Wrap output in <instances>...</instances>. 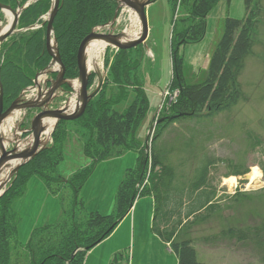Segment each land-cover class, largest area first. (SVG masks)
<instances>
[{
	"label": "rangeland",
	"instance_id": "374dc122",
	"mask_svg": "<svg viewBox=\"0 0 264 264\" xmlns=\"http://www.w3.org/2000/svg\"><path fill=\"white\" fill-rule=\"evenodd\" d=\"M38 1L40 0H26L24 3L17 5L16 8H10L12 13H8L11 14V19L6 12L0 10V33L9 25L10 20V24L13 22V13L17 14V23L14 27V32L8 36L2 44L8 42L10 38L11 40H18L21 36H25L27 40L30 38L32 39L38 33L41 40L40 44L43 45L44 53H46L49 58L48 64L44 68L38 71L34 70V75L30 79L31 84L22 88L16 98H13V100L9 102L8 106L4 105V98H8V94L4 92V81H2L0 77V84L3 91V110H6L18 97L24 102H27V100H34L39 93L42 95L44 92H47L53 82L59 78V74L61 73L57 65H55V68H52V58L49 56L46 49V26L54 0H45L46 7L48 6L47 10L42 15H39L33 23L25 22L23 19L24 17H22V12L34 6ZM138 1L146 2L148 0ZM219 1L220 0H218L215 6ZM151 2L152 3L148 5L151 7L149 13L153 12L158 27L161 25L160 21L162 17L165 13L167 14V16L163 17L164 22L162 23L161 31L157 34L158 37H154V35L152 37L154 43L161 44L163 51H161L159 47H156V44L154 47L152 46L153 43L151 42V38L150 41L146 43L147 37L143 44L127 50H117L107 46V44L101 40H93L102 44L103 50L100 52L95 67L89 68V77L87 81V91L88 94H90L96 89L98 79L101 77L103 80L102 87L105 86L106 82L108 83L107 89H105V87L103 88L104 91H106V95H108L112 93L111 90L114 88V84L109 76V70L114 58H116L119 53L126 51L131 53L132 58L135 54L142 55L143 58L140 60V70L143 76V90L148 97L149 110L135 132V139L138 142L137 146H134L135 148L133 147L132 149L122 150L121 145L117 146L115 143L110 142L111 146H109L113 152L111 157L96 162L95 160H97V158L94 159L93 157L95 156V150H98L97 152L100 151L99 147L92 146L91 151L86 149L89 142L90 126H85L84 123L80 121L85 111L79 119L60 120L54 124L50 137L45 145H41L40 140L44 138L43 128L39 139L40 150L38 153L30 161L22 165L15 175L3 186H0V219H5V225L8 226L5 236L1 235L0 232V254H3L6 258V263L4 264H31L30 258H33L31 254L34 256L33 251L39 257L45 256V253L50 257L56 254L58 248H64V246L69 248L72 247L69 242L73 234L72 225L74 222L80 226L83 232H86L85 224L93 214L99 216H117L121 211H118L116 197L121 184L126 178L133 184V199L131 205L125 209L126 211H124L123 215L130 211L132 205L135 204L137 200L151 198L153 202V224L155 202L154 193L151 190V180L154 176H156L155 179L159 178L161 168L159 165L154 164L151 148H155L154 150H156L157 155L161 157L157 159L161 160L163 168L172 172V179L174 180L173 185L178 192H181L185 207H187V199H185L186 193L193 189V182L198 171L202 167L207 166L204 179L205 185L201 186L198 192L201 190V192H203L205 190V192L212 197L209 203L210 207L207 206V209H202L199 213L195 214V217H190L187 220H182L184 218L182 214L181 223L171 231L172 236H169L167 241H164L157 235L176 255L177 259L178 254L174 246L179 247L184 243L186 246L183 249L188 248L190 253L191 251L193 252L196 264H264L261 262L259 255L261 251L258 252L259 249L257 248L256 242L252 244L251 242L246 243L248 241L238 242L235 238H230L229 235H226L229 230L235 231V235L241 230L258 228L261 223L264 222V0H253L247 11H245L244 5V16L241 19L228 18L231 20L244 19V22L248 17L251 19L250 23H247L245 28H243V24L237 28L235 31V38H237L242 30H246V34L249 35L251 34V28L253 29L251 35H253L254 43L249 55L244 59L243 68L237 79L241 91V97L238 102L227 110L217 111L213 116L184 118L180 121H174V119H172V121H166L165 123H163L164 120L168 119V117L174 118V116H171L169 112L163 113V110H169L170 106L175 104L180 95V91L177 87L172 88V32L175 26H177L176 30L177 28L183 29L187 27L189 22L187 11L189 10L190 3L187 4L188 0H154ZM255 3L256 6L254 5ZM61 5L62 0H58V9L61 8ZM104 5H107L108 10H111L110 19L108 18L106 21L103 19L104 22L95 24L86 35H84V32L83 36L82 34L81 36H77L74 47H67V50H65L66 47L63 48V60L60 57L64 70L62 75L64 80L62 86L63 90H60L61 94L58 97L53 98L52 104H50L48 108L49 110L63 109L72 93H77L78 98H80V82L76 68V58L80 44L89 34L118 35L119 38L117 41L121 44L134 42L140 37V23L138 17L132 10L126 7L120 0H105ZM215 6L212 7L205 17L204 32L200 41L203 40L207 34V18ZM238 6L240 9V0ZM146 8L145 16L148 27ZM160 15H162V17H160ZM167 17L170 19H168V23ZM133 22L135 25L132 26ZM224 26L225 21L224 23L220 22L217 26L215 24L212 26L213 28L211 27L214 30V40H212L208 62L205 67V63H202L203 66L200 65L196 69L192 66L188 67L181 57L183 69L181 77L185 84L200 85L207 82L208 76L206 74L210 63V57L223 36ZM50 38L51 46L57 48V52L60 56L59 44L53 24ZM27 44L32 46L30 42ZM149 44L150 48L156 51L157 58L156 60L154 57L152 59L151 54H149L148 59L150 58L151 60L149 59V61L146 62L144 50L147 49ZM186 44L190 43L178 44L176 48L179 50L181 46ZM33 45L37 47V44ZM1 51L6 52V49L0 48V65ZM84 57L86 64V52H84ZM70 58L73 59L72 69L67 67L69 65L67 61H69ZM150 62L153 63V67ZM18 68L21 67H17V69ZM49 70L51 72L47 73ZM146 77L147 80L145 85L144 79ZM67 84H72L73 88L64 87V85ZM216 86L217 83L214 82V86L210 90L212 91ZM30 88H32V90H30ZM29 92H31V94ZM107 97L108 96H106V99L110 98V96ZM94 98L92 100H94ZM131 100L132 96L130 94L126 101L114 105L113 110L121 114L128 108ZM152 108L156 110L154 113L150 111ZM40 112V110L36 109L15 111L14 113L18 115L13 122V126L10 130H6L5 133L2 130L5 121L2 123L0 135L6 151L12 150L15 144L17 148L20 142L28 141L30 144L28 130L33 118ZM12 114L9 116H12ZM5 128H7L6 125ZM160 128H163L161 136L152 147L153 137ZM57 138H59V143H57ZM94 139L97 140L96 137H94ZM60 148L61 152L58 163L53 164L56 158L52 156L50 150H56L55 155L58 156L57 151L60 150ZM21 151L25 150L19 148L18 152ZM42 152L43 154L40 155ZM129 153L134 154L136 162L132 168H126L125 175L117 186V193L113 201L114 210L108 215H100L96 212L87 211L82 204L83 202L79 196V191L93 175L96 167L106 160L116 159ZM12 161L16 162L15 160ZM42 163L44 164L43 166ZM36 164H38L37 166L39 168L37 171H42V175L45 173L50 176L51 179L53 178L57 181H45L42 176L39 175L40 173L36 172L28 174L31 172V169L33 171V166ZM253 166L257 167L261 173V184L255 189L245 190L244 186L247 183V175L250 172V168ZM3 171L0 178H4L7 174ZM27 171L29 172L27 173ZM83 174L87 177L79 187L77 193H75L74 189L79 185V180L73 185V178L79 175L78 179H81ZM97 175L103 177L100 171L99 174L95 176ZM230 177L236 178V187L229 188L224 182L225 179H229ZM32 179L39 180L55 198L57 204H59L61 211L57 223L41 226L43 214L39 215V218L36 219L39 202L31 205L28 210L24 209L23 215L19 212H17V215L14 212L13 203L25 195L29 182ZM13 188H16V191H13ZM74 196L77 198L75 204H73L75 200ZM40 206L43 207L41 201ZM184 206L182 205V213H185ZM44 209L45 212L49 209H54L53 203H48V206ZM171 218L172 221H176V216H172ZM104 222H106V225H102ZM15 224L17 225V235L14 239L13 227ZM101 225V228L104 227V229H106L108 226L107 221H101ZM34 227L38 228L33 229ZM114 227L115 225L108 228L106 236L96 241L90 248H75L73 255L77 252H84L81 262V264H83L86 253L107 238L113 232ZM18 228L23 238L29 234L28 239L25 238L24 241H21V239L18 238ZM95 230L96 229L92 230V232ZM88 237L89 236L86 237V240L89 239ZM27 245H31V247L29 249L25 248ZM180 250L181 247L178 248V252ZM56 262V260H52V264H56ZM113 262L112 264H115V258Z\"/></svg>",
	"mask_w": 264,
	"mask_h": 264
},
{
	"label": "trees",
	"instance_id": "16d2710c",
	"mask_svg": "<svg viewBox=\"0 0 264 264\" xmlns=\"http://www.w3.org/2000/svg\"><path fill=\"white\" fill-rule=\"evenodd\" d=\"M25 1L26 0H0V4L14 9L17 5ZM217 2L218 0H188L187 4L190 3L189 10L187 11L189 27L187 25V27H182L183 29L177 28V30V26L174 27L171 46L173 70L172 88L177 87L180 91V95L175 104L170 106L169 110H163V113L169 112L174 118L168 117L163 123L172 121V119H174V121H180L184 118L213 116L217 111L231 108L241 97L240 85L237 79L243 68L244 59L249 55L254 43L253 35H251L253 29L251 28V34L249 35L246 34V30H242L237 38H235V31L241 24H243V28H245L247 23L251 21L250 17H248L245 22L244 19L225 20L223 36L210 57V63L206 74L208 76L207 82L200 85H187L181 77L183 73L182 60L176 46L178 44L182 45L200 41L204 32L205 17ZM252 2L253 0H244L245 11L249 9ZM45 3V0H40L34 6L24 10L22 12V17H24L23 19L25 22L33 23L39 15H42L48 8ZM104 3L105 0H62L61 8L58 9L53 22L61 59L63 58V48L66 47L65 50H67V47H74L77 36H81V34L83 36L84 32V35H86L90 32L92 26L104 22L103 19L106 21L110 17L111 10H108V6H105ZM256 3L254 4L255 6ZM34 38L28 40L25 36L19 37L18 40H11L10 38L8 42L0 45L1 49H6V52L1 51L0 65V77L1 80L4 81L3 89L4 92L8 94V98H4L5 106H8L9 102H11L13 98H16L22 88L31 84L30 79L34 75V70H41L48 64L49 58L47 54L44 53L43 45L40 44L41 40L38 33ZM27 41L30 42L32 46H29ZM33 44H37V47H34ZM131 56V53L126 51L119 53V55L114 58L109 70V76L115 89L113 88V90H111L112 93L106 95V91L103 89L104 87L107 89L108 83L106 82L105 86L102 87L94 100L88 103L85 113L80 119L81 123H84L85 126H90L89 142L86 149L91 151L92 146L99 147L100 149L99 152L95 150V156L93 158H97V160H95L96 162L111 157L113 152L110 149V142L115 143L117 146L121 145L122 150L132 149L134 146H137L138 142L135 139V132L149 110L148 97L143 90V76L140 70V60L143 57L139 54H135L133 58ZM72 61V58L67 61L69 63L67 67H70L69 69L73 68ZM17 67L21 68L17 69ZM214 82L217 83V86L211 91L210 89L214 86ZM130 94L132 100L128 108L121 114L115 112L113 106L126 101ZM106 96H110V98L107 97L108 99H106ZM162 129L163 128L158 129L157 134L153 137L152 147L160 138ZM94 137H96L97 140H95ZM57 139V143H59V138ZM154 149L151 148L154 164L160 166L161 173L158 179H155L156 176H154L152 179L153 181L151 180V190L154 193L155 202V214L152 226L154 233L164 241H167L169 236H172L171 231L178 226L182 220L195 217L196 213H199V211L204 208L207 209V206L210 207L209 203L212 197H210L205 190L203 192H201L202 190L198 192L199 188L205 185L204 179L207 166H204L198 171L194 179L193 189L189 190L185 195V199H187V207H185L181 192H178L173 185L174 180L172 179V172L163 168L161 160H158L161 157L157 155ZM60 152L61 148L57 151L58 156H56V150H50L52 156L56 158L53 164L58 163ZM42 154L43 152L40 155ZM37 165L38 164L33 166V171L31 169V172L28 173L29 171H27V173H40L39 175H41L45 181H57L53 178L51 179V177L45 173L42 175V171H37L39 170ZM43 165L42 163V166ZM78 177L79 175L75 176L72 182L73 185H75L74 183L79 180V185L74 189L75 193H77L87 176L83 174L81 179H78ZM132 186V182L127 180V178L121 184L116 197L118 211L121 212H119L117 216H99L93 214L85 224L86 232H83L80 226L74 222L72 225L73 234L69 242V244L72 245L71 248L67 246L58 248L56 254L50 257L47 256V253H45V256L39 257L33 251L34 256L31 254L33 258H30V263L52 264V260H56V264H81L84 252H77L73 255L75 248H90L96 241L106 236L108 228L116 225L124 216L125 209L131 205L133 199ZM13 191H16V188H13ZM74 198L73 204L76 203L77 199L75 196ZM182 205L184 206L185 213L181 212ZM182 214L184 218L181 220ZM172 216H176V221H172ZM101 221H107L108 226L106 229H104V227L101 228L102 225H106V222L101 225ZM7 227L8 226L5 225V219H0L1 235H6ZM94 229L96 230L92 232ZM234 233L235 231L229 230L226 235H229L230 238H235L238 242L248 241L246 243L251 242V244L256 242L257 248L259 249L258 252L261 251L259 252L261 262L264 263V222H262L258 228L241 230L235 235ZM13 234L15 239L17 235L16 224L13 227ZM87 236H89V239L86 240ZM185 246L186 244L184 245V243L179 247L174 246L178 254L179 264H196L193 252L191 251L190 253L188 248L183 249ZM30 247L31 245H27L25 248L29 249ZM180 247L181 250H183H180L181 252L179 251V253L178 248ZM0 262L1 264L6 263V258L3 254H0Z\"/></svg>",
	"mask_w": 264,
	"mask_h": 264
},
{
	"label": "crops",
	"instance_id": "0c3cea01",
	"mask_svg": "<svg viewBox=\"0 0 264 264\" xmlns=\"http://www.w3.org/2000/svg\"><path fill=\"white\" fill-rule=\"evenodd\" d=\"M233 1L234 0H220L215 6L207 18L206 33L208 35L206 34L203 40L198 43L186 44L179 48V54L188 67L192 66L196 69L200 65L203 66L202 63H205L204 67L207 65L211 43L212 40H214V30L212 26L215 24L217 26L220 22L224 23L228 18L241 19L244 16V0H240V9L238 6L239 0ZM149 9H151L150 6L146 8L148 18V35L146 43H148L151 38V42L153 43L152 46L154 47L156 43H154L152 37L153 35L154 37H158L157 34L161 31L162 23L164 22L163 17L167 16V14H162L164 15L163 17L160 15L162 20L160 21V27H158L157 20L153 16V12L149 13ZM168 19L167 17V23ZM156 47H159L161 51H163L161 44H156ZM144 53L147 60L146 62L150 59H148L149 54H151L152 59L153 57L155 60L157 58L156 51L150 48V44L147 49L144 50ZM151 66H154L153 63H151ZM146 80L147 77L144 79L145 85ZM150 111L154 113L156 110L152 108ZM135 162L134 154L129 153L119 158L109 159L100 163L94 170L93 175L79 191V196L83 202L84 208L87 211L96 212L100 215H108L112 212L114 210L113 201L117 193V186L123 179L126 168H132ZM99 171L102 173L103 177H99L98 175L95 176L99 174ZM40 201L43 207L40 206ZM37 202H39V208L36 219L39 218V215L43 214L41 226L57 223L61 211L59 204H57L55 198L37 179H32L29 182L25 195L13 203V210L17 215V212L23 215L24 209L28 210L31 205ZM48 203H53L54 209H49L45 212L44 208L48 206ZM152 215L153 202L151 198L137 200L135 204L132 205L130 211L117 222L113 232L86 253L83 264H112L114 258L115 264L116 262L117 264H178L176 255L153 233ZM19 228L18 238L21 239V241H24L25 238L28 239L29 234L23 238L20 235ZM35 228L38 227H34L33 229Z\"/></svg>",
	"mask_w": 264,
	"mask_h": 264
},
{
	"label": "water",
	"instance_id": "95a60500",
	"mask_svg": "<svg viewBox=\"0 0 264 264\" xmlns=\"http://www.w3.org/2000/svg\"><path fill=\"white\" fill-rule=\"evenodd\" d=\"M126 7H128L130 10H132L135 15L138 17L140 27H141V33L140 37L131 43H125L121 44L117 41L119 36H112V35H100V34H89L80 44L79 50L77 53L76 58V68L78 71V79L80 82V98L78 102V108L77 111L73 114L67 113L66 108L63 109H55V110H44L43 108L49 106L50 102L54 98V94L58 89L59 86L63 83V67L62 62L60 60V56L57 52V48L54 46H51L50 44V37H51V31H52V24L53 20L55 18V15L58 10V0H54V4L50 13V16L47 21L46 26V49L49 54V56L52 58V64L57 65L61 73L59 74V78L53 82L51 87L47 92H44V94H38L37 97L34 100L24 102L23 100L18 97L16 100L12 102V104L6 109L3 110V91L2 86L0 84V134H1V126L4 120L14 111L18 110H40L41 112L37 114L31 124L30 128L28 130V135L30 139V148L29 150L18 152L16 150V144L14 148L10 151H6L3 143L1 141V135H0V175L2 171L4 170L5 166L7 165L8 161L15 160L16 164L15 167L10 170L4 178H0V186H3L15 173L18 171V169L26 164L28 161H30L40 150V135L43 131V128L40 126V122H44V120H56L55 124L59 122L60 120H76L79 119L88 104V102L93 99L101 90L103 80L101 77L98 79V85L96 89L88 94L87 91V81L89 77V73L86 72V64H85V57L84 52L88 44L93 40H101L107 44L109 47H113L117 50H127V49H133L137 47L140 44H143L145 42L146 37L148 35V27H147V20L145 16V8L150 5L152 2L150 0L146 2H139L138 0H120ZM0 10L3 12H11L10 7L4 6L0 4ZM12 13V12H11ZM14 19L13 22H11L9 28L2 32L0 34V45L3 41L6 40L8 36H10L14 32V27L16 26V15L13 13ZM55 63V64H54ZM52 65V66H53ZM51 71H47V73H50ZM44 74V72H43ZM43 97L42 101H39L40 98ZM1 190V187H0ZM1 197V194H0Z\"/></svg>",
	"mask_w": 264,
	"mask_h": 264
},
{
	"label": "bare ground",
	"instance_id": "6f19581e",
	"mask_svg": "<svg viewBox=\"0 0 264 264\" xmlns=\"http://www.w3.org/2000/svg\"><path fill=\"white\" fill-rule=\"evenodd\" d=\"M7 15L10 17L11 19V14H9L8 12H6ZM11 21V20H10ZM10 21H9V25H10ZM8 26H6L2 32H4L5 30L8 29ZM135 25V23L133 22L132 26ZM1 32V33H2ZM0 33V34H1ZM137 34V33H136ZM103 50V45L100 44L99 42L97 41H92L89 43V45L86 47L85 49V52L87 53V67H86V72L89 73V68L90 67H95L96 63H97V59L99 58L100 56V52ZM53 65V64H52ZM52 68H55V65L52 66ZM62 86L63 84H61L58 89V91L55 92L54 94V98L55 97H58L60 94H61V91L60 90H63L62 89ZM64 87H67V88H73V85H64ZM102 88V87H101ZM30 90H32V88H30ZM28 91V90H27ZM101 91V90H100ZM99 91V92H100ZM63 92V91H62ZM28 93V92H26ZM31 94V92H29ZM44 94V93H43ZM78 94L77 93H72L70 95V97L68 98V102L66 103L65 105V108L67 110V113H70V114H73L77 111V108H78V102H79V98L77 96ZM43 100V97L39 99V101H42ZM92 100V99H91ZM90 100V101H91ZM29 101V100H27ZM50 104H52V101L50 102ZM49 104V106H50ZM49 106L43 108L44 110H47L49 108ZM4 108V107H3ZM19 111V110H18ZM15 112V111H14ZM12 112V116H8L4 121V127L2 130L3 132L5 133L6 130H10V128L13 126V122L15 121L16 119V116L18 115L17 113H14ZM56 120H51V121H48V120H44V122H40V126L42 128H44V138L40 139L41 140V145H45V143H47L49 137H50V133L52 132V129H53V125L55 124ZM5 125L7 128H5ZM42 147V146H41ZM19 148H22L24 150H29L30 148V144L28 141H25V142H20L16 148L17 151H19ZM15 162L14 161H8L7 165L5 166L4 168V171L5 173H8L10 170H12L15 166ZM260 179H261V173L259 171V169L257 167H251L250 168V172L249 174L247 175V183L245 184L244 186V189L245 190H250V189H255L256 187L260 186L261 182H260ZM229 188H232V187H236L237 186V181H236V178L234 177H230L229 179H225L224 181Z\"/></svg>",
	"mask_w": 264,
	"mask_h": 264
}]
</instances>
